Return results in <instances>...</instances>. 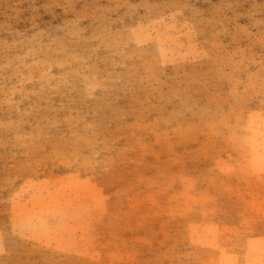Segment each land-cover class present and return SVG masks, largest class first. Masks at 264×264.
Masks as SVG:
<instances>
[{"label":"rangeland","instance_id":"374dc122","mask_svg":"<svg viewBox=\"0 0 264 264\" xmlns=\"http://www.w3.org/2000/svg\"><path fill=\"white\" fill-rule=\"evenodd\" d=\"M0 264H264V0H0Z\"/></svg>","mask_w":264,"mask_h":264}]
</instances>
